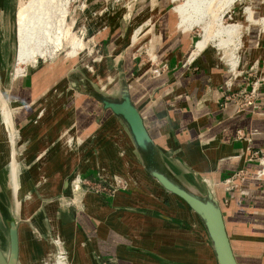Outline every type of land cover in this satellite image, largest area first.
Wrapping results in <instances>:
<instances>
[{
  "label": "crops",
  "instance_id": "crops-1",
  "mask_svg": "<svg viewBox=\"0 0 264 264\" xmlns=\"http://www.w3.org/2000/svg\"><path fill=\"white\" fill-rule=\"evenodd\" d=\"M89 6L88 14L121 10L109 0H91ZM143 7L144 16L151 15L153 57L167 68L154 78L149 59L124 57L120 65L132 99L168 163L191 181L206 180L214 191L238 263L264 264V178L257 176L263 166L256 160L264 156V40L248 38L244 63L235 72L214 46L192 60L197 26L189 29L171 0H146ZM82 65L42 64L8 84L6 104L25 145L15 157L21 186H13V197L28 196L32 204L21 207L23 218L4 205V181L13 182V149L0 112V221L5 228L6 216L18 222L20 257L21 227L46 235L55 232L53 220L72 264H217L197 215L139 168L127 133L110 111L72 89L68 73ZM68 134L81 137L78 156L66 149L62 138ZM102 167L106 176L131 178L132 189L87 194L79 209L70 207L72 175L90 177ZM240 170L247 172L240 189L228 191L222 183ZM33 238L44 249L47 242Z\"/></svg>",
  "mask_w": 264,
  "mask_h": 264
},
{
  "label": "rangeland",
  "instance_id": "rangeland-1",
  "mask_svg": "<svg viewBox=\"0 0 264 264\" xmlns=\"http://www.w3.org/2000/svg\"><path fill=\"white\" fill-rule=\"evenodd\" d=\"M21 1L24 2L26 0H0V96L3 98L4 96L6 98L8 93L7 89L10 80L16 77L14 74L16 69L15 57L17 54L16 21L17 10ZM90 1L91 0H73L71 3L67 26L74 35L76 40L75 46L70 44L71 40H64L60 48L52 55L50 54L44 58L39 56L32 58L28 62L27 67H25L23 75L35 70L42 64L48 65L50 63L65 60L74 64H83L82 67H78L93 81L97 88H105L104 90L106 92L117 95L119 90L118 80L122 73L120 64H122L123 58L129 54L137 56L139 61H141L149 59V55L154 56V43L151 42L153 35L148 33L150 28L148 25H150V22L149 24L147 23L151 15L144 16V12L142 13L140 11L144 8L143 6L146 0H109L111 4L118 5L121 8V10L113 12L112 14H110L111 11L107 9L100 10L94 14H88ZM172 1L173 0H171V2ZM187 1L188 0H175L172 3L175 7L176 4L184 5ZM215 3L214 8L216 10H221L218 14L219 20L214 28L215 33L223 27L235 26L236 24L239 25V28L234 29L233 33L217 34L218 36L211 40L208 45L202 46L201 50H205L209 45L216 47L220 57L225 63L229 62L232 67L233 64L237 62V66H234V68H236L235 72H240V68H242L244 63L243 55L246 50L248 38L251 37L256 42L259 41V37L261 41L264 40V35L260 34V26L255 25L264 17V0H216ZM129 9H132L130 14H128ZM195 12H197L196 9H189L188 14L181 15L184 24L186 26H188V24L191 25L188 26L190 29L197 26L192 30L197 44L192 54V60L200 54V51L199 54H195V51L204 41L207 31L214 20L212 15H207L203 21H200L201 14ZM190 16L194 19L192 23L187 22ZM50 50L52 51V49ZM91 66H93L94 72L90 70ZM1 97L0 104L2 103ZM111 115L114 118L112 113ZM114 119L119 123L116 118ZM1 125L4 129L3 121ZM13 136L14 140H17L15 130L13 131ZM21 139L22 137L20 136V142ZM62 140H64L66 149L71 154H75V156L80 154L82 150V140L80 136L68 134L63 136ZM112 142L113 149L115 148L114 140H112ZM20 145L24 152L25 145L23 143H20ZM118 149L119 147H117L116 153ZM113 151L115 150L113 149ZM12 154L11 173L13 182L10 179L4 181L7 191H5L6 203L3 204L6 205V207L14 209L16 211L14 214L17 218H23L21 207L30 206L32 200L28 196L23 198L18 196L17 200L13 197V186L17 191V186H21V184L20 181L17 182L18 166L15 161L16 154L14 151ZM123 156H127V153H123ZM132 159L139 165V168L149 176L142 165L138 163L137 158L134 156ZM6 168L9 170L10 167L7 166ZM85 178L87 180L91 178V184L95 185L96 189H92L90 186H84L82 191L83 197L93 193L97 195L106 194L108 196H114L121 192H129L132 189V184H134V181L129 177L125 178L117 174H114L112 177L106 176L103 167L98 169L95 175ZM155 181L158 183L157 180ZM135 185L137 184L135 183ZM158 185L160 186L159 183ZM17 204L19 207H17ZM24 226L21 227V232L23 233V251L20 257L21 264H59L61 263L58 262L60 258L64 264H72L70 257L66 254L64 240L53 220L52 226L55 232L49 231L46 235L41 234L39 230L35 231V229H31L33 232L32 235L30 230L25 231L26 226ZM33 236L39 242L42 240L46 241L48 245L45 244L44 249L40 248ZM27 241L29 245H27ZM0 246L4 253L7 254L9 249L8 231L1 221ZM62 253L64 255H62Z\"/></svg>",
  "mask_w": 264,
  "mask_h": 264
},
{
  "label": "water",
  "instance_id": "water-1",
  "mask_svg": "<svg viewBox=\"0 0 264 264\" xmlns=\"http://www.w3.org/2000/svg\"><path fill=\"white\" fill-rule=\"evenodd\" d=\"M67 78L72 89L94 98L101 104L103 111H110L113 114L127 133L145 172L157 180L167 193L177 197L197 215L207 233L217 264H239L227 233L220 201L206 180L197 177V181H191L168 163L145 126L142 115L132 99L130 85L124 72L122 71L118 80L117 95L97 88L79 67L71 70ZM12 125L10 129L14 131V123ZM13 141L12 149L17 155V143L16 140ZM5 222L9 249L5 254L0 247V264H19L18 222L9 216H6Z\"/></svg>",
  "mask_w": 264,
  "mask_h": 264
},
{
  "label": "bare ground",
  "instance_id": "bare-ground-1",
  "mask_svg": "<svg viewBox=\"0 0 264 264\" xmlns=\"http://www.w3.org/2000/svg\"><path fill=\"white\" fill-rule=\"evenodd\" d=\"M72 1L73 0H26L20 2L16 21L17 54L15 57L16 69L14 73L16 77L23 75L25 67H27L28 62L32 58L38 56L44 58L50 54L52 55L60 48L64 40H71L70 44L75 46L76 40L72 31L67 26V19L69 17ZM174 1L175 0L172 2ZM215 2L216 0H188L184 5L176 4L175 6V9L180 13L179 15H186L189 9H196L197 12L195 13L201 14L200 21H203L207 15H212L214 18L204 41L195 51V54L201 51L202 46L208 45L211 40L215 39V37L218 36L217 34L233 33L234 29L239 28V25L236 24L235 26L223 27L215 33L214 28L219 20L218 14L221 11L214 8ZM130 12H132V9L128 10V14H130ZM255 25L260 26V34L264 35V17ZM188 26L191 25L188 24ZM188 28L190 29V27ZM50 49H52V51ZM234 66H237V62L234 63L232 67L234 68ZM235 69L236 68H234V71H236ZM90 70L92 72L95 71L93 66L90 67ZM4 98L1 97L2 108L0 111L3 117L5 137L7 138L8 144L12 146L14 143V136L10 130L12 126L11 110L7 107ZM9 131L11 137H9ZM59 264H63V261Z\"/></svg>",
  "mask_w": 264,
  "mask_h": 264
},
{
  "label": "built area",
  "instance_id": "built-area-1",
  "mask_svg": "<svg viewBox=\"0 0 264 264\" xmlns=\"http://www.w3.org/2000/svg\"><path fill=\"white\" fill-rule=\"evenodd\" d=\"M149 61L154 64L153 66L154 68H152L151 70V76L154 78L159 77L167 68L166 64L157 63L152 55H149ZM230 68L231 70H233L231 65H230ZM259 86H260V83L258 81L254 83L253 89L249 96L250 99L256 97L257 92L259 90ZM10 130H11V133L13 134V130L12 129ZM15 134L17 135V140H16L17 147L18 149H21L22 146L20 145V141H19L20 134L16 130H15ZM9 137H11L10 131H9ZM246 141L250 142L251 140L247 138ZM256 160H259L263 166L262 170L258 172L257 176L259 179H263L264 178V156L259 157V158L256 156ZM246 174L247 172H245L244 170H240L234 173L233 175H231L230 177H228L222 184L228 191H233L234 189H240ZM91 183H92L91 178H88L87 180L79 172H76L73 174L70 180L71 196L68 199V205L70 207L79 209L82 203L83 187L90 186L92 189H96V186ZM96 192H99V191H96ZM62 255L64 254L62 253ZM60 260L62 259L60 258ZM58 262H62V261H58Z\"/></svg>",
  "mask_w": 264,
  "mask_h": 264
},
{
  "label": "flooded vegetation",
  "instance_id": "flooded-vegetation-1",
  "mask_svg": "<svg viewBox=\"0 0 264 264\" xmlns=\"http://www.w3.org/2000/svg\"><path fill=\"white\" fill-rule=\"evenodd\" d=\"M1 247V246H0ZM3 250V249H2Z\"/></svg>",
  "mask_w": 264,
  "mask_h": 264
}]
</instances>
